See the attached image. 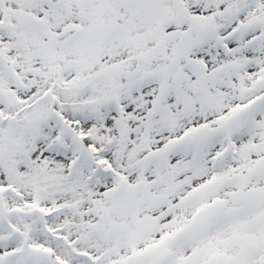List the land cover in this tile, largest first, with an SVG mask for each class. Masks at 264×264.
Returning a JSON list of instances; mask_svg holds the SVG:
<instances>
[{
	"label": "snow or ice",
	"instance_id": "obj_1",
	"mask_svg": "<svg viewBox=\"0 0 264 264\" xmlns=\"http://www.w3.org/2000/svg\"><path fill=\"white\" fill-rule=\"evenodd\" d=\"M0 264H264V0H0Z\"/></svg>",
	"mask_w": 264,
	"mask_h": 264
}]
</instances>
